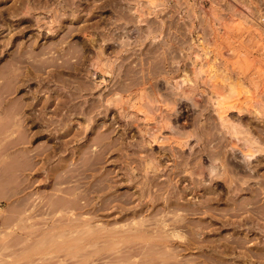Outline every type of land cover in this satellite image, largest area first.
I'll return each mask as SVG.
<instances>
[{
	"label": "rangeland",
	"instance_id": "374dc122",
	"mask_svg": "<svg viewBox=\"0 0 264 264\" xmlns=\"http://www.w3.org/2000/svg\"><path fill=\"white\" fill-rule=\"evenodd\" d=\"M263 119L264 0H0V264H264Z\"/></svg>",
	"mask_w": 264,
	"mask_h": 264
},
{
	"label": "bare ground",
	"instance_id": "6f19581e",
	"mask_svg": "<svg viewBox=\"0 0 264 264\" xmlns=\"http://www.w3.org/2000/svg\"><path fill=\"white\" fill-rule=\"evenodd\" d=\"M11 57H12V56H11ZM16 59H17V58H16ZM240 80H241V79H240ZM240 82H241V81H240ZM228 84H229V83H228ZM235 84H236V83H235ZM179 85H180V84H179ZM239 85H240V84H239ZM239 85H238V86H239ZM232 86H235V85H232ZM241 86H242V85H241ZM178 87H179V86H178ZM236 87H237V86H236ZM175 89H176V88H175ZM176 90H177V89H176ZM183 91H184V90H183ZM191 99H192V98H191ZM194 103H195V102H194ZM232 107H233V106H232ZM223 115H224V114H223ZM223 115H222V117H223ZM219 116H220V118H222V117H221V114H220ZM220 118H219V119H220ZM227 118L229 119V116H227ZM220 120H221V119H220ZM222 120H225L224 117L222 118ZM236 120H237V119H236ZM263 120H264V119H263ZM230 121H231V119L229 120V122H230ZM232 121H233V120H232ZM225 122H226V120H225ZM227 122H228V121H227ZM229 122H228V123H229ZM204 123H205V122H204ZM231 123H232V122H231ZM226 124H227V123H226ZM224 126H225V125H224ZM229 126H230V125H229ZM172 127H173V126H172ZM226 127H227V126H226ZM202 128H203V127H202ZM233 128H234V127H233ZM231 129H232V128H231ZM234 129H235V128H234ZM248 131H249V130H248ZM229 132H230V131H229ZM229 132H227V133L229 134ZM233 132H234V131H233ZM226 135H227V134H226ZM248 138H249V137H248ZM246 140H247V139H246ZM66 141H67V140H66ZM230 142H231V141H230ZM225 144H226V143H225ZM5 146H6V145H5ZM210 147H211V146H210ZM230 147H231V146H230ZM5 148H6V147H5ZM232 148H233V146H232ZM234 148L236 149L237 147H234ZM234 148H233V149H234ZM236 150H237V149H236ZM239 150H240V149L237 150L239 153L242 152L241 150H240V151H239ZM208 151H209V150H208ZM237 151H236V153H237ZM214 152H215V151H214ZM233 152H234V151H233ZM239 153H238V154H239ZM209 155H210V154H209ZM240 155H242V153H241ZM240 155H239V156H240ZM248 155H249V154H248ZM241 157H242V156H241ZM241 157H240V158H241ZM74 168H75V167H74ZM238 187H239V186H238ZM57 190H58V189H57ZM230 191H231V190H230ZM231 192H232V191H231ZM55 194H56V193H55ZM79 198H80V197H79ZM78 200H79V199H78ZM234 200H236V199H234ZM251 201H252V200H251ZM254 203H255V202H254ZM251 208H252V207H251ZM239 213H240V212H239ZM259 218H260V217H259ZM247 223H248V222H247ZM251 224H252V223H251ZM260 235H261V234H260ZM258 241H259V240H258ZM172 246H173V245H172ZM230 248H231V247H230ZM172 251H173V250H172Z\"/></svg>",
	"mask_w": 264,
	"mask_h": 264
}]
</instances>
